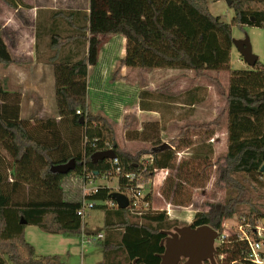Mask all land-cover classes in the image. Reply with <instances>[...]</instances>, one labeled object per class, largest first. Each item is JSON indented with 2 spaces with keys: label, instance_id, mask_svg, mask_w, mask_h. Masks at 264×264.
<instances>
[{
  "label": "trees",
  "instance_id": "trees-1",
  "mask_svg": "<svg viewBox=\"0 0 264 264\" xmlns=\"http://www.w3.org/2000/svg\"><path fill=\"white\" fill-rule=\"evenodd\" d=\"M8 2L16 6L14 1ZM230 7L234 11L230 22L213 15L208 0H91L87 14L80 10H55L53 18L65 20L78 33L67 36L54 33L50 40L54 54L49 58L54 66L58 117L67 121V127H83L84 135L87 133L89 138L98 139L94 147H88L85 151L88 168L98 173L113 168L110 159L92 162V154L100 150L113 149L125 173L143 167L142 158L144 154H149L152 160L147 164L144 178L153 180L158 171L169 169L163 180L166 183L162 187V194L176 206L190 205L192 196L186 190V184L191 187L201 184L209 177L205 174L207 165L212 167L213 164L207 162V152L203 151L177 161L179 149L193 144L180 137L173 138L170 146L162 150L159 147L163 140L155 138L150 141L151 147L144 152L129 153L120 146L114 124L103 115L88 112L89 66L97 62L100 37L106 34L124 36L127 44L125 54L120 59L122 66L149 70L230 71L231 81L223 92L226 100L224 108L214 119L198 127H205L209 133H213L215 126L226 116L227 150L223 158L217 160L219 170L216 181L225 188L226 198L222 203H208V209L197 211L191 224L192 227L208 224L219 233L224 230V221L237 214L246 202L243 193L249 177L258 176L261 179L264 176L260 170L264 163V67L259 59L255 66L247 69H236L231 64L233 26L264 25V0H232ZM80 14L86 19L83 24L77 22ZM2 30L0 22V63L8 66L14 59ZM77 40L88 42L87 55L75 61L60 60L63 48ZM10 96L0 85V264H67L56 254L38 255L34 245L25 237V227L33 224L54 234L79 235L82 232V224L77 216L80 202L68 199L61 186L68 174L50 170L53 164L64 163L71 158L76 160L75 171L80 170L84 156L83 144L80 150V135L72 139V144L79 143L74 151H69L67 144L61 142L54 132L59 131V122L47 119L43 124L46 123L57 140L55 143L39 140L31 133V122L20 118L18 101ZM191 101L193 104L197 100ZM142 109L151 108L143 106ZM77 110L81 113L78 114ZM85 113L88 114L81 123L80 117ZM183 134L181 131L180 135ZM128 138L135 140L131 136ZM208 141L212 142V137ZM1 148L9 154L10 162L1 155ZM6 162L14 170L15 178L10 179V183L5 171L7 167H4ZM204 162L200 169V164ZM171 168L176 169L174 177L169 176ZM29 181H36L45 189L47 197L14 200L19 184ZM123 181L121 178L120 182ZM9 186H12L11 191ZM112 192L102 188L93 196L95 208H103L106 212L104 227L125 229L120 241L101 243L106 251H112L109 264H124L118 260L113 262L118 250H125V264H133L134 259L138 263L159 264L160 254L164 252L161 242L166 231L178 226L177 220L170 222L164 213L154 215L149 211L139 217L132 215L128 207L111 208L106 202ZM152 198L153 192L146 195L147 200L151 201ZM263 218L264 212L251 206L241 223L253 225ZM247 231L250 235L254 234L251 227ZM229 240L231 242L215 249L218 264H232L233 261L242 264L247 242L240 240L236 234L230 236ZM222 254L225 256L220 259Z\"/></svg>",
  "mask_w": 264,
  "mask_h": 264
},
{
  "label": "rangeland",
  "instance_id": "rangeland-1",
  "mask_svg": "<svg viewBox=\"0 0 264 264\" xmlns=\"http://www.w3.org/2000/svg\"><path fill=\"white\" fill-rule=\"evenodd\" d=\"M8 1L10 0H0V15L4 18L2 24L3 22H10L14 30L6 28L2 33L9 44H11L10 40L14 42L20 40L19 47L22 49L20 51L15 50L18 55L14 57V61L16 60L15 63L18 64V67L20 66L21 69L26 71V73H21V89L26 90L27 84L25 82L28 79L30 81L28 82L30 91L28 89L25 91L24 109L29 115L34 110L37 114L43 110L40 102L42 96L38 91H33V83L40 84V89L47 100L44 113L37 115V117L33 116L35 118L33 123H30L31 133L43 142L55 143L57 138L54 139L51 129L46 126V123H43L47 119H59V125H57L59 131L54 132L59 135L60 141L67 144L69 151H74L79 142L76 145L72 144V139L79 134L80 150H82L83 127L77 129L67 127V121L58 117L57 105L52 99L53 89L48 81L50 75L54 73V66L49 57L54 54V51L50 47V40L54 33L61 36L78 33V30L71 27L65 20L53 18L55 10H80L87 14L90 11L91 0H12L16 3L15 7L11 6ZM221 1L224 5L226 4V0ZM224 8H226L224 10H231L229 5H225ZM77 22L83 24L86 19L80 14ZM232 32L233 37L236 39L245 37L250 39L252 51L259 57V61L264 67V25H246L243 28L234 25ZM100 38L98 63L92 69V73L94 77L96 76L98 83L101 82V85H95L103 87V91L99 92L101 96L105 91H112V93L106 94L105 97H97L98 102H101L99 98L103 100L107 96L106 106L112 111V115H117V117L121 112L128 110L127 113H123L120 124L113 123L120 146H123L122 148H125L129 153L144 152V150L151 147L150 141L155 138H160L163 142L169 143L173 138L180 137L181 140H190L193 144L190 147L179 149V153L176 154L177 161L203 151L207 152V162L213 164L212 167L207 165L205 174L209 177L206 180L204 179L201 184L192 187L186 184V190L191 192V203L194 204L192 208L181 209L172 206L171 208L175 207L176 209L171 215L167 213L168 200L162 194V187L166 183V181H163L164 171L156 173L152 186H149L146 190V195L153 192L152 208L149 210L151 213H154V215L164 213L166 219L170 222L177 220L178 226L190 225L193 222L188 221L190 217H193V212L190 210L208 209V203H222L226 198L225 188L216 183L219 170L217 160L223 158L227 150L226 116L215 126L213 133H209L205 127H198L209 122L211 116L214 119L224 108L225 96L223 92L230 84L232 74L228 70L216 72L213 70L194 71L180 68L153 70L130 68L127 75L123 77L120 73V59L125 54L126 39L120 34H106ZM88 48V42L84 40L74 41L63 48L62 59L71 61L80 59L88 53ZM29 55L31 59L28 57ZM32 62H35L36 66H32ZM43 64L46 65L45 70ZM231 64L236 69L252 67L246 63L235 45L232 48ZM40 66H42L41 69ZM1 70L6 69L0 65V72H2ZM111 80L112 90L109 86ZM19 94L22 96V91ZM192 94L195 96L193 97ZM29 99H33L34 103L29 104ZM192 99H197V101L195 107L190 108L187 103ZM143 106L157 111L158 114L151 115L150 113L144 116L142 114L138 117L134 116L137 115L134 113L136 109H142ZM95 107L96 105L92 108L93 111L97 109ZM205 108L207 109L205 110ZM210 108L211 113L207 111ZM39 116L42 118H39ZM168 123L171 127L169 126V130L163 131L162 125L166 126ZM172 123L182 125L174 127L175 125H171ZM181 131H183V135H180ZM128 136L135 138V140L129 139ZM211 137H214L217 142H209L208 140ZM143 138H148V140ZM1 152V155L10 162L7 151L1 148ZM54 153L57 155L56 152ZM197 161L199 162L198 159ZM8 162L4 167H7L5 171L9 176L8 182L10 183V179L13 180L15 176L14 170L9 167ZM204 165L205 162L201 163L200 169ZM175 174L176 169L171 168L169 176L174 177ZM99 181L106 183L103 178H99ZM22 183L19 184L17 191L14 193V200L24 201L47 197L45 189L39 186L36 181ZM108 184L114 186L116 180H112ZM11 188L12 186H9V191H11ZM158 193H160V196ZM243 196L246 198V202L242 204L240 211L232 218L224 221L223 227L226 233L239 232L243 216L250 210L251 206H255L258 210L264 212V176L261 179L258 176L249 177V183L246 184ZM104 216L105 210L97 207L89 211L86 221L90 225L102 228ZM86 228L88 232L95 235L92 243L87 246L80 242L78 235L48 233L33 224L26 225L25 237L27 241L34 244L38 255L57 254L67 264H109L112 261V251H106L104 245L100 243L103 239L96 238V234L100 232L92 230L87 224ZM116 232L120 231L117 230ZM117 235L120 241L122 238L119 234ZM215 243H218V241ZM215 247H217L216 244ZM125 255V250H118L113 262L115 263L118 260L125 264ZM216 261L219 263L218 260Z\"/></svg>",
  "mask_w": 264,
  "mask_h": 264
},
{
  "label": "built area",
  "instance_id": "built-area-1",
  "mask_svg": "<svg viewBox=\"0 0 264 264\" xmlns=\"http://www.w3.org/2000/svg\"><path fill=\"white\" fill-rule=\"evenodd\" d=\"M77 113L80 114L81 111L77 110ZM88 113L83 115L84 120L85 116ZM97 138H89L87 133L84 135L83 147H84V156L81 160V168L78 171L72 170V173H67L68 175L62 180L61 186L67 196L68 199L73 200L77 199L80 202V207L77 210V216L79 218L80 223L82 224V232L79 234L80 242L84 245H90L93 241V234L91 232H87L85 230L86 227V217L89 214V211L95 209L96 201H94L93 196L98 194L102 188H108L111 192L113 190L124 193L128 198V208L130 209V213L132 215H136L139 217L144 216L146 212L151 210V202L146 199V190L148 187L153 184V180H146L144 178L143 173L147 169V164L151 162L152 156L147 154L143 156V167H140L138 170L125 173L122 171L119 160L117 157L110 159L113 168L109 171H104L102 173H95L90 170L86 164L85 159V151L88 147H94L97 143ZM160 171H164L165 175L169 173V169H162ZM71 172V171H70ZM99 178H103L106 183H102L99 181ZM123 178L124 181L120 182V179ZM112 180H116V184L114 186L109 185L108 183ZM160 195V193H158ZM107 206L111 208L118 207L117 202L110 198L106 202ZM193 202L188 206H176L171 202L167 203V213L171 215V213L176 208L181 209H189L193 207ZM172 206H176V208H171ZM196 213L198 210H190ZM251 227L253 231V235H250L247 231V228ZM238 235L240 240H244L247 242V250H245L244 258L242 264H246V262H251L254 264H264V224L261 220L256 221L255 224L251 225L250 223L244 224L241 223L239 226V232H229L226 233L224 230L219 233L215 243L217 246H221L224 243L231 242L229 237L232 235ZM96 238H104L103 233H97ZM225 255L222 254L220 259H222ZM236 261H233L232 264H235ZM245 262V263H244Z\"/></svg>",
  "mask_w": 264,
  "mask_h": 264
},
{
  "label": "crops",
  "instance_id": "crops-1",
  "mask_svg": "<svg viewBox=\"0 0 264 264\" xmlns=\"http://www.w3.org/2000/svg\"><path fill=\"white\" fill-rule=\"evenodd\" d=\"M2 1H4V0H2ZM225 5H228L227 2H226ZM225 5L222 3L221 0H208V7H209L210 12L213 15L221 16L222 18L224 17L223 20H227V22H228L229 20L230 21L232 20V18L234 16V11H233L232 8H230L231 10H224V9H226V8H224ZM3 20H4V18L0 15V22L2 23ZM2 25H3L2 32L6 28L7 29H10V30H14V27H12V25H11L10 22H3ZM3 38H4L5 42H6V44L8 45V48H9L11 54H12L13 59H15L14 57L16 55H18V54L15 53V50H19L20 51L22 49V48L19 47L20 40L15 41V42L12 41V40H10L11 44H9V42H7L6 37L4 35H3ZM30 39H32V37H30ZM61 54H62V52H61ZM123 56L124 55H122L121 58ZM28 57L30 58V55ZM60 60H64V59H62V56L61 55H60ZM15 61L13 63L9 64L8 66H4L3 64L0 63V65H2L3 67H5V69H6V70H1L2 72H0V85L3 87V90L4 91L10 93V95H11L10 98H13L14 101H18L19 108H20L19 109L20 118L23 119V120H28V121H30V122L33 123V119L35 118L33 116H36L37 117V115L44 113V107L46 106V101L47 100H46L45 95L42 93V91L40 89L41 88L40 84H34L33 83V87H32V89H34L33 91H38V93L40 94V96H42L40 102H41V105L43 107V110L40 111L38 114H37L36 110L32 111L31 115H29L27 113L26 109H24V105H25L24 104L25 103V93H26L25 91H27V89H28V91H30V84H28V82H30V81L28 79L25 82V84H27V86H26L27 89L26 90L21 89V83H22L21 73H26V71L24 69H21L20 66L18 67V64L15 63ZM34 63L35 62H32V66H36V64H34ZM97 63H98V61L96 62V64H93V65H90L89 66V74H88V112H90L92 114L103 115L106 118H108L112 123L120 124V121L123 118V113H127L128 110H126L125 112H121L118 115V117H117V115L116 116L112 115V111H110L107 108V106H106L107 101H108V97L107 96L103 100L101 98H99L101 100V102H98V98L97 97H99V96L100 97H105L106 94L112 93V91L111 92L105 91L102 96H101V93H99L100 91H103L102 90L103 87H100V86L97 87L96 86V85H101V82L98 83L99 81L96 79V76L94 77V74L92 73V69L95 68V65H97ZM43 66H44V70H45L46 69V65L43 64ZM41 67L42 66H40V69H41ZM130 68H132V67H127V66H122L121 65V68H120L121 76H123V77L126 76L127 75V71ZM41 72H42V70H41ZM48 83L51 85V87L53 89V93H52V97L53 98L52 99H53L54 102H56V96H55V75H54V73L50 75V78H49ZM109 86H111L110 88L112 90V80L110 81V85ZM20 91H22V93H23L22 96H20V94H19ZM193 100H195V99H193ZM28 103L29 104L30 103L33 104L34 103L33 99H29ZM191 103H192V101H190L189 103H187V105L190 108L195 107L196 102L193 103V104H191ZM225 103H226V100H225ZM95 105H96L95 109L96 108L97 109L95 111H93L92 108H94ZM209 107H211V106L209 105ZM202 109H204V108H202ZM206 109L207 108H205V110ZM207 111H209L211 113V108L209 110H207ZM134 113L137 114V115H134L136 117L140 116L141 114H142V116H144L145 114L148 115L150 113H151V115H157L158 114L157 111H154L152 109L149 110V109H141V108H137ZM115 117H116V119H115ZM39 118H42V117L39 116ZM211 119H212V116L209 118V120H211ZM58 121H59V119L57 120V122ZM171 125H173V126L175 125L174 127H177V126H181L182 124L172 123ZM169 126H170L169 123L166 126H163L162 125V130L163 131L169 130V128L171 127V126L170 127ZM226 140H227V134H226ZM128 141H130V140H128ZM212 142H214V143L217 142L214 139V137L212 138ZM122 149H124L125 151H127L125 148H122ZM144 155H147V154H144ZM163 177H164V175H163ZM163 180H164V178H163ZM150 202H151V207H152V201H150ZM194 216H195V214H193V217H190V219L188 221L189 222L193 221ZM110 221H112V217L110 218ZM86 223H87V221H86ZM105 224H106V212H105L104 223L102 225L103 226L102 228L101 227H95L94 225H90L89 223H87V226L89 228H91L92 230H94V231H99L100 233H103L104 234V238H103V240L100 243H103L104 241H106V242L109 241V242H111V244H112V242H114V243L118 242L119 239H118V235L117 234H119V236L121 238H123L124 230H125L124 228H120V227L119 228H116V229H112V227L105 228L104 227ZM117 230L120 231V232L117 233L116 232ZM51 255H53V254H51Z\"/></svg>",
  "mask_w": 264,
  "mask_h": 264
},
{
  "label": "water",
  "instance_id": "water-1",
  "mask_svg": "<svg viewBox=\"0 0 264 264\" xmlns=\"http://www.w3.org/2000/svg\"><path fill=\"white\" fill-rule=\"evenodd\" d=\"M230 6L232 0H226ZM233 44L237 47L240 54L246 63L250 66H255L258 61V56L253 53L250 39L248 37L242 39L233 38ZM84 121V117H80V122ZM170 146L169 143L164 142L159 150ZM117 156L113 149L100 150L92 154L91 159L93 163H97L104 159H113ZM76 168L75 158L69 159L67 162L60 164H53L50 168L52 172L67 174ZM260 170L264 172V163ZM97 174L98 171H95ZM118 207L127 208L128 198L119 191H114L110 194ZM24 223L26 221H23ZM264 224V218L262 219ZM167 236L162 240L161 244L164 245V252L160 254L161 261L159 264H179L181 259L185 258L182 264H204L209 261L211 264H218L215 258V242L218 236V231L208 225H200L192 227L190 225L176 226L173 230L166 231ZM133 264H146L144 262H137L133 260Z\"/></svg>",
  "mask_w": 264,
  "mask_h": 264
},
{
  "label": "flooded vegetation",
  "instance_id": "flooded-vegetation-1",
  "mask_svg": "<svg viewBox=\"0 0 264 264\" xmlns=\"http://www.w3.org/2000/svg\"><path fill=\"white\" fill-rule=\"evenodd\" d=\"M167 236V234H165L164 238ZM185 261V258L181 259L179 264H182ZM209 261H205L204 264H208Z\"/></svg>",
  "mask_w": 264,
  "mask_h": 264
}]
</instances>
